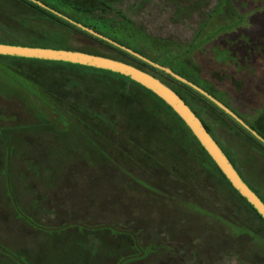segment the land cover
Instances as JSON below:
<instances>
[{
    "label": "rangeland",
    "instance_id": "obj_1",
    "mask_svg": "<svg viewBox=\"0 0 264 264\" xmlns=\"http://www.w3.org/2000/svg\"><path fill=\"white\" fill-rule=\"evenodd\" d=\"M104 1L114 6L94 17L117 23L124 17L143 31L120 33L119 38L130 44L123 46L183 78L181 63L188 59L183 68L189 76L213 87L221 98L214 97L250 127L264 129V0H229L224 15L209 21L202 39L194 42H203L200 53L187 56L184 48L191 46L220 0H192L203 4L191 17L178 13L179 4L189 0ZM59 11L79 19L71 9ZM231 23L232 29L223 30ZM55 35L67 46H85L81 36L44 20L21 1L0 0V41ZM146 37L172 43V51L153 48ZM228 41H235L237 67H222L211 55L215 45ZM6 64L0 61V264H264V225L206 158L200 161L194 153L191 161V156H183L174 170L164 161L158 170L144 171L124 161L119 165L123 171L106 170L103 156L118 154L101 137L93 139L99 150L83 137L89 136L88 116L98 117L102 109L98 101L90 102V96L77 92H118L123 88L120 82L16 65L42 92L56 93L77 111L74 117L65 115L66 128L55 126V114L4 70ZM239 68L245 73H237ZM68 76L77 78L75 89L68 85ZM243 81L249 87L237 92L236 83ZM174 86L245 182L264 199V153L226 117ZM132 103L131 108H138ZM78 105L89 110L78 114ZM111 113L103 112L102 120L114 124ZM39 120L44 128L12 131L18 124ZM165 139L162 133L153 138V153L163 155ZM167 170L178 177L170 178Z\"/></svg>",
    "mask_w": 264,
    "mask_h": 264
},
{
    "label": "trees",
    "instance_id": "obj_2",
    "mask_svg": "<svg viewBox=\"0 0 264 264\" xmlns=\"http://www.w3.org/2000/svg\"><path fill=\"white\" fill-rule=\"evenodd\" d=\"M19 1L31 7L32 9H34L35 12H37L44 20L49 21L51 23L58 24L70 30L71 32L76 33L77 35L81 36L82 39L84 40L85 46L83 48H74L71 46H67L66 44H64V41L62 40V38L56 35L54 37L51 36V37L35 38V39L29 40L28 42L27 41L17 42V41H5L4 40V41H0V43L27 46V47H40V48L61 49V50H68V51H79V52H84V53H88L92 55L110 58L113 60H117V61H121L123 63L129 64L133 67H136L152 75L153 77L159 80H162L164 83H167V85L171 86L172 89L181 97V99L188 106L189 105L191 106V104L184 97V95L180 92V90H178L174 85H176L178 88L185 90L186 92L196 97L197 99L203 101L204 103L212 107L214 110L219 112L222 116L226 117L237 128H239L264 153V146L262 144H260L257 140H255L251 135H249L246 131H244L235 122H233L223 112H221L214 105H212L210 102L205 100L203 97H201L199 94H197L190 88L175 81L170 76L160 71H157L156 69L131 57L130 55L76 29L72 25L54 16L53 14L41 9L40 7L29 2L28 0H19ZM38 1L42 2L43 4L47 5L48 7L58 12H60L59 11L60 9L73 10L74 13H76V16L79 18V19H73V20L81 23L82 25L122 45L124 43L127 45H130V44L127 42H124L122 39L119 38L120 33L135 34V35L143 34V31H140L139 29L134 28V26L130 22H128V20H126V18L124 17L122 18L121 23H117L113 19L102 20V19L94 17L93 14L95 12H104L106 11V9H111L114 6V4L106 3L104 0L102 1L100 0H38ZM202 4L203 3L201 1L193 2L192 0L183 2V4H179L178 6V13L181 17H191L194 13L201 11ZM228 4H229V0L219 1L218 5L215 7V9H213L210 16L207 18L205 23H203V25L197 32L193 42L191 43V46L184 48V50L186 51L185 52L186 56L194 52L200 53V50H201L200 47L203 44V42H201L202 44H197L195 46L193 45L194 42L196 43L199 39H202L204 29L206 28L209 21L213 19H218L219 17H222L224 15L225 10L228 7ZM234 26L235 24L231 23L228 27L224 28L223 30L225 31L230 30ZM221 31L222 30H219L216 33V35H218V33H220ZM213 36L209 37V39L212 38ZM146 39L148 40V43L153 48L159 49L161 51L162 50L172 51V48H171L172 43L168 41L151 39L150 37H146ZM243 42L245 43L246 41H243ZM235 45H236L235 41H228L226 42L224 46L215 45L216 47H214L211 50V55H213V57L216 60H218L219 64L222 67H237L239 65L238 57L233 51ZM205 51L207 50H204V52ZM0 61H4L5 63H8L5 65L6 67L4 70L8 72L11 76H13L19 82V84L25 90H27L31 95L36 97L43 104L47 105V107L55 114L56 116L55 126L57 124H61L64 127L66 126V128L68 126L65 125V123L67 122L65 115L74 117L77 111L73 112V110L75 109L73 108V110H71L70 106H66L65 104L66 101L64 99L58 98L56 93L42 92V89L34 84L35 81H29L28 79L20 75L21 71L20 69L16 67V65L30 64L32 66L40 67L43 69H54L56 71L65 69L72 73H80V74H84L88 76H95V77L102 76V77H106L107 79L120 82L123 85V88L118 90V92H103L102 94L101 92L100 93L98 92H77L78 94L84 97L90 96L91 97V100L89 99L90 102L98 101L102 109L98 111L100 113L98 117L88 116L90 120L89 121L90 125H87L89 136L88 137L83 136V137L87 139L89 138L88 140L90 141L91 145L95 149H98V150L99 148L94 143L93 139L96 140V138L101 137L103 141H106L109 144L108 146L111 147V150H114L118 154L116 158L114 157L115 155L114 156H111V155L103 156L102 155L104 158H106L105 167H108L106 168L107 171L112 172L115 167H116L115 168L116 170L123 171L122 168L119 169V167H122L119 165L123 164V161L129 162L128 163L129 165H132L136 168H140L144 171L158 170L161 168L158 165L164 161V162H169L172 166L170 167V169L172 168V170H174L175 168H177V165L180 164L179 161L181 157L184 156L186 159H190V156H191V161H192L194 160V153H196L200 161L203 160L204 158L207 159L208 163L212 165L217 175L225 181V184L248 206L250 211L264 225V220L257 214V212L252 208V206L245 199H243L236 190H234V188L230 185V183L221 173V171L216 166V164L212 161V159L209 157L206 151L199 144L197 139L193 136L191 131L187 128L185 123L178 117V115L164 101H162L152 92L148 91L147 89L143 88L142 86L136 84L135 82L131 81L130 79L126 77L113 74L111 72L103 71V70H97L93 68L58 63V62L27 60V59H18V58L2 57V56H0ZM189 63L190 62H188V59L186 60V58L181 63L180 70L182 74L185 76V78L189 80L190 82L200 86L202 89L207 91L209 94L219 97L215 93L213 87L209 86L207 83H203L195 78H192L186 73V70L183 67L187 66ZM237 73L242 74L245 72L242 69L240 70L239 68ZM167 80L172 82V84L174 85L167 82ZM67 81H68V85L72 89H75L78 85L77 78L73 76H68ZM249 85H250L249 82L246 83L244 81L242 83L240 82V84L236 83L237 92H244V90L247 89ZM71 93H75V92H71ZM99 96H101V99L100 98L98 99ZM132 102L138 105V108H134V109L131 108V106H134ZM88 108L89 106L82 107L78 105L77 109L81 110L78 114L83 115V111L89 110ZM105 111L112 112L111 114H113L114 120H115L114 124H108L107 122H104L102 120L101 116L104 117L103 112ZM13 112L11 114L17 113V112L15 113ZM195 112L197 113L196 110ZM79 121H81V119L78 120V122ZM41 122L43 121L39 120V122H35V124L28 123L27 125L21 126V127L18 124L19 127L18 126L13 127L12 131L23 130L29 126H33V127L36 126V128L38 126H41L42 128H44L45 125L44 123H41ZM202 123L204 124L207 131L211 135L212 133L209 127H207V125L203 121ZM253 129L257 131L264 138V129L259 128V127H254ZM158 133H162L166 137L164 141V144H166V147L160 150L161 153H163L162 156L158 155L157 153H153L154 149L150 148L151 145H153L152 142L155 141L153 140V138H156ZM214 140L216 141L215 138ZM160 151H158V153ZM176 152H178L179 156H177ZM225 154L227 155V153ZM158 157L159 159H156ZM229 160L231 161L230 158ZM199 164H201L200 166L203 167L202 163H199ZM169 174H170V178L172 177L176 179V177H178L177 174L173 173V171L169 172ZM240 176L242 177V175ZM137 184L139 183L137 182ZM149 191H153V193L157 194L158 196L165 197L164 194L162 195L161 192L156 189L155 190L149 189ZM260 198L264 202V199L262 197ZM110 228L102 227L103 231L105 229H110ZM112 229H115V228H112ZM131 239H133V242H134L133 244L135 243L137 244V242H135L133 237Z\"/></svg>",
    "mask_w": 264,
    "mask_h": 264
},
{
    "label": "water",
    "instance_id": "obj_3",
    "mask_svg": "<svg viewBox=\"0 0 264 264\" xmlns=\"http://www.w3.org/2000/svg\"><path fill=\"white\" fill-rule=\"evenodd\" d=\"M41 9L53 14L61 20L72 25L76 29L130 55L131 57L143 62L144 64L170 76L175 81L190 88L205 100L214 105L217 109L228 116L233 122L240 126L244 131L251 135L255 140L264 146V138L253 128H251L244 120H242L231 109L222 104L214 96L209 94L204 89L189 80L175 74L171 69L162 67L133 50L121 45L120 43L80 24L79 22L61 14L60 12L48 7L38 0H28ZM0 56L11 57L27 60H39L46 62H58L64 64L77 65L82 67L103 70L117 74L130 79L136 84L142 86L148 91L155 94L158 98L164 101L185 123L187 128L191 131L193 136L197 139L202 148L206 151L212 161L219 168L221 173L230 183V185L238 192V194L245 199L257 214L264 220V202L262 199L249 187L243 180L238 171L235 169L227 155L214 140V138L207 131L202 121L191 110V108L181 99V97L171 88L163 84L159 79L152 75L133 67L121 61L110 58L92 55L79 51H68L61 49L27 47L19 45H10L0 43Z\"/></svg>",
    "mask_w": 264,
    "mask_h": 264
}]
</instances>
